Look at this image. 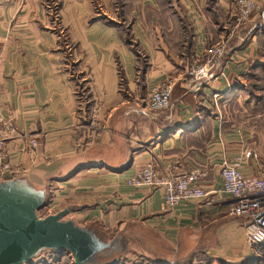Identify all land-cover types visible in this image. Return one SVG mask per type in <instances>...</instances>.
I'll return each instance as SVG.
<instances>
[{
  "label": "crops",
  "instance_id": "crops-1",
  "mask_svg": "<svg viewBox=\"0 0 264 264\" xmlns=\"http://www.w3.org/2000/svg\"><path fill=\"white\" fill-rule=\"evenodd\" d=\"M60 1L63 35L49 29L43 0H0V114L17 127L5 152L23 172L0 196L41 221L63 214L90 253L43 248L28 264H259L221 168L264 171V0L237 29L230 0L207 16L206 0H183L182 35L165 30L161 0H126L121 16L102 0L107 21L91 0ZM224 35L220 70L187 83L186 56L202 60ZM168 82L171 107L153 113L150 94ZM149 164L164 176L203 169L208 198L167 209L161 191L128 185Z\"/></svg>",
  "mask_w": 264,
  "mask_h": 264
},
{
  "label": "built area",
  "instance_id": "built-area-1",
  "mask_svg": "<svg viewBox=\"0 0 264 264\" xmlns=\"http://www.w3.org/2000/svg\"><path fill=\"white\" fill-rule=\"evenodd\" d=\"M258 7L255 0H238L236 6V29L248 21ZM227 42L220 40L209 48L200 61L194 62L185 75V80L192 86L209 82L213 71H219L226 57ZM172 83H163L154 88L150 94L149 110L153 113H163L172 103ZM17 135V127L12 117L0 114V184L6 177H20L23 172L14 168L5 152V145ZM37 148L34 140L28 142V152ZM254 158L257 155L254 154ZM206 173L203 169H194L181 176H164L154 165L143 167L128 185L140 189L161 191L166 207L174 209L182 202L206 200L209 193L200 186V181ZM223 180L222 193L233 201L231 213L247 219L246 240L260 258L259 264H264V171L258 177H248L238 171V167L224 161L221 168Z\"/></svg>",
  "mask_w": 264,
  "mask_h": 264
},
{
  "label": "water",
  "instance_id": "water-1",
  "mask_svg": "<svg viewBox=\"0 0 264 264\" xmlns=\"http://www.w3.org/2000/svg\"><path fill=\"white\" fill-rule=\"evenodd\" d=\"M63 216L41 221L33 209L21 210L0 196V264H28L43 248L69 250L80 260L88 258L90 247L84 245L82 233L60 223Z\"/></svg>",
  "mask_w": 264,
  "mask_h": 264
},
{
  "label": "rangeland",
  "instance_id": "rangeland-1",
  "mask_svg": "<svg viewBox=\"0 0 264 264\" xmlns=\"http://www.w3.org/2000/svg\"><path fill=\"white\" fill-rule=\"evenodd\" d=\"M91 1H92V4H93V6H94V8L96 10L95 11L96 15L97 16H102V18H101L102 21H107V17L106 16L108 14H106V12H105L106 9H105V7L103 5L102 0H91ZM125 1L126 0H113V2H112V14L113 15L121 16V14L124 13V10L122 9V7H123V3ZM129 1H131V0H129ZM161 1H163L162 6L164 7V9H166V11L162 10L163 8L161 7L162 8L161 9L162 10V14L161 15L162 16H166L165 21H166L167 25L171 24L173 26V28H170V27L167 26L165 28V30L168 33L171 32L173 34H174L175 31H177L178 33H180V35H182L185 32L188 33L189 32V27H186L185 24H183V22H181V20L183 18L189 16V12L187 10H185L186 11L185 12L184 9L180 6V3H183V0H161ZM206 1H207V4H206V7H205L203 13H204V15L207 16L208 11H210L211 9L215 8V5H214L215 4V0H206ZM237 1L238 0H230V3H233L232 13H233V17L235 19V22H236L235 11H236V6H237ZM43 3H44V10L46 11V15H47L48 20H49V22H48L49 23V25H48L49 29L52 31L53 34L63 35L64 28L62 27V24H61V6H62L61 5V1L60 0H43ZM255 3H256V1H255ZM256 12L251 15V17H250V19L248 21L242 23L239 27L241 28V26H243L244 24L248 23L253 18V16L256 14ZM169 20H171L170 23H169ZM174 21H176V22H174ZM174 28L176 30H173ZM235 28H236V26H235ZM227 35H224L225 38H224L223 41L227 42V45H228V41L226 39ZM218 42H216V44ZM216 44L212 45L211 47L215 46ZM186 59H188V63L189 64L188 63L187 64H188L189 68H191V66L193 65V62H191L189 60V57H187V56H186L185 60ZM168 110L164 111L163 113L167 112ZM47 214H48L47 212L46 213H42L40 216L42 218H44L45 216H47ZM112 237H113L112 234H107L106 233V234H103L101 238H102L104 243L105 242L107 243V242L110 241V239ZM133 250H136L135 246L133 247ZM177 260H179V259L175 260L176 263H177ZM125 264H130V262H125Z\"/></svg>",
  "mask_w": 264,
  "mask_h": 264
},
{
  "label": "trees",
  "instance_id": "trees-1",
  "mask_svg": "<svg viewBox=\"0 0 264 264\" xmlns=\"http://www.w3.org/2000/svg\"><path fill=\"white\" fill-rule=\"evenodd\" d=\"M103 263H104V261L101 264H103Z\"/></svg>",
  "mask_w": 264,
  "mask_h": 264
}]
</instances>
